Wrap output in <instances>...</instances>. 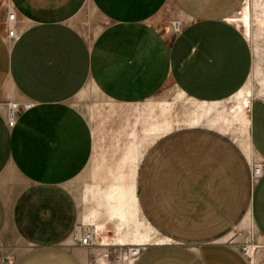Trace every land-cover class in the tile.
Here are the masks:
<instances>
[{
    "label": "crops",
    "instance_id": "obj_1",
    "mask_svg": "<svg viewBox=\"0 0 264 264\" xmlns=\"http://www.w3.org/2000/svg\"><path fill=\"white\" fill-rule=\"evenodd\" d=\"M242 3L0 0V240L17 252L11 264H106L134 245L132 264H249L230 239L252 225L264 240V175L250 178L264 163V99L240 106L238 130L216 119L252 73L233 21ZM93 90L103 128L76 101ZM174 94L195 112L178 119ZM86 169L87 187L104 190H81ZM88 225L96 244L84 248Z\"/></svg>",
    "mask_w": 264,
    "mask_h": 264
},
{
    "label": "rangeland",
    "instance_id": "obj_2",
    "mask_svg": "<svg viewBox=\"0 0 264 264\" xmlns=\"http://www.w3.org/2000/svg\"><path fill=\"white\" fill-rule=\"evenodd\" d=\"M246 15L249 19V36L248 30L243 24L244 16ZM233 21L239 26L251 45L253 68L250 79L244 89L234 98L220 104L216 119L220 121V124H223L227 131L238 130V123L241 119V105L243 108L247 107L248 102L253 98L264 99V0H243L242 5L233 17ZM170 99H173L171 102L178 108V119L184 116L187 117V113H182L179 109L183 111L184 107L194 106L192 109L194 112L196 110V105L189 103L180 95L174 94ZM76 101L78 107L85 114L92 126L96 128L104 127L105 116L107 115L106 111H108V109H106L105 101L98 92L94 90L88 91L86 94L76 99ZM206 109L209 111V109L212 108L209 106ZM207 111L203 109L200 113L206 114ZM200 113L195 117V122L199 120V116H201ZM151 122L152 121H150V123ZM179 122L180 121H178V123ZM181 125L183 126V124ZM181 125L178 127L180 128ZM89 180H91V177L86 169L75 180V183L84 187L81 190L87 192L104 190L88 188L87 186L91 184ZM230 242L234 244L249 264H264V240L258 235L252 225L236 230L231 236ZM130 247L131 246L119 249L118 251H109L106 257L111 259H109L106 264H132L133 261L127 255ZM16 256L17 252L12 251L8 245L2 243L0 240V257H2V260L10 264L14 261Z\"/></svg>",
    "mask_w": 264,
    "mask_h": 264
},
{
    "label": "built area",
    "instance_id": "obj_3",
    "mask_svg": "<svg viewBox=\"0 0 264 264\" xmlns=\"http://www.w3.org/2000/svg\"><path fill=\"white\" fill-rule=\"evenodd\" d=\"M16 24H17V19L16 15L13 11L8 10L7 12V17H6V26H7V31H6V38L9 42H15L19 39L20 35L16 29ZM173 29L175 32H179V24L178 23H173ZM31 104H25L23 105V109H29L31 108ZM19 112L18 106L12 105L8 109V119H7V124L9 127H13L15 124V117L17 113ZM264 175V163L260 164H252L251 165V181L252 182H257L262 176ZM95 228L92 226H84L82 227L80 233L78 234V237H76V241L78 242V245L84 248H91L93 247L96 242H95ZM140 247L142 246H131L128 249V257L132 260L135 261L137 257L140 254ZM11 264V263H10Z\"/></svg>",
    "mask_w": 264,
    "mask_h": 264
},
{
    "label": "bare ground",
    "instance_id": "obj_4",
    "mask_svg": "<svg viewBox=\"0 0 264 264\" xmlns=\"http://www.w3.org/2000/svg\"><path fill=\"white\" fill-rule=\"evenodd\" d=\"M243 24H244V26L247 28V30H248V36H249V19L247 18V15L246 16H244V20H243ZM110 190H112V189H110ZM114 190V189H113ZM112 190V191H113ZM115 190H117V189H115ZM115 190L113 191V193L115 192ZM121 190V189H120ZM119 191V190H118ZM117 191V192H118ZM112 193H110L109 194V197H110V195H111ZM114 195V194H113ZM113 195H111V197L113 196ZM117 196H119V195H117ZM121 198V197H120ZM109 201V200H108ZM252 249V248H251ZM253 252V251H252Z\"/></svg>",
    "mask_w": 264,
    "mask_h": 264
}]
</instances>
